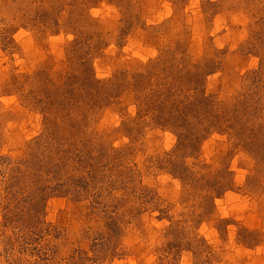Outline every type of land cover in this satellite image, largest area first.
Returning a JSON list of instances; mask_svg holds the SVG:
<instances>
[{
    "label": "rangeland",
    "instance_id": "obj_1",
    "mask_svg": "<svg viewBox=\"0 0 264 264\" xmlns=\"http://www.w3.org/2000/svg\"><path fill=\"white\" fill-rule=\"evenodd\" d=\"M0 264H264V0H0Z\"/></svg>",
    "mask_w": 264,
    "mask_h": 264
},
{
    "label": "trees",
    "instance_id": "obj_2",
    "mask_svg": "<svg viewBox=\"0 0 264 264\" xmlns=\"http://www.w3.org/2000/svg\"><path fill=\"white\" fill-rule=\"evenodd\" d=\"M87 70V69H86ZM87 79L88 80H90V75L87 77ZM148 100V103L150 104V103H153L152 102V99H147ZM147 105V104H146ZM244 105H242V108H241V111H240V113H241V115L238 117V115H237V113L236 112H234L233 110L232 111H230V112H234V114H235V116H236V118L238 119V120H243V121H247V122H249L251 119H254V120H257L258 118H260V116H255V114H256V108L255 109H251V107H249V109H246V107H243ZM248 110V111H247ZM229 111L227 110V108L226 109H224V113H228ZM219 116H221V114H219V115H217L216 117H214V120L215 121H209V123L208 124H211V125H213V124H215V123H218V119L220 120L221 119V117H219ZM219 117V118H218ZM218 118V119H217ZM243 118H245V120L243 119ZM223 122V121H222ZM198 123V122H197ZM197 123H191V124H193L194 126H197ZM202 124V123H201Z\"/></svg>",
    "mask_w": 264,
    "mask_h": 264
}]
</instances>
